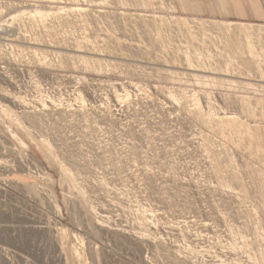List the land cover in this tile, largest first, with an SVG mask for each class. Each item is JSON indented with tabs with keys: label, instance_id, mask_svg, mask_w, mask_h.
<instances>
[{
	"label": "rangeland",
	"instance_id": "374dc122",
	"mask_svg": "<svg viewBox=\"0 0 264 264\" xmlns=\"http://www.w3.org/2000/svg\"><path fill=\"white\" fill-rule=\"evenodd\" d=\"M0 29V264H264V0H0Z\"/></svg>",
	"mask_w": 264,
	"mask_h": 264
},
{
	"label": "bare ground",
	"instance_id": "6f19581e",
	"mask_svg": "<svg viewBox=\"0 0 264 264\" xmlns=\"http://www.w3.org/2000/svg\"><path fill=\"white\" fill-rule=\"evenodd\" d=\"M251 26V25H250ZM244 28V30H245V27H243ZM247 28H249L248 26L246 27V29ZM242 29V28H241ZM249 30V29H248ZM246 31V30H245ZM261 31V30H260ZM5 32H6V30H5ZM11 33V32H10ZM8 34L9 33H4V31H3V29H0V35H6V36H8ZM2 37V36H1ZM262 80V79H261Z\"/></svg>",
	"mask_w": 264,
	"mask_h": 264
}]
</instances>
